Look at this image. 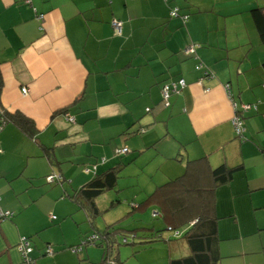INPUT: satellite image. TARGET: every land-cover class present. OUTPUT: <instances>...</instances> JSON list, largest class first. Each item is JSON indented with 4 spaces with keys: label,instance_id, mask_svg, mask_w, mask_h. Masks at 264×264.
<instances>
[{
    "label": "crops",
    "instance_id": "crops-1",
    "mask_svg": "<svg viewBox=\"0 0 264 264\" xmlns=\"http://www.w3.org/2000/svg\"><path fill=\"white\" fill-rule=\"evenodd\" d=\"M174 6L182 16H171ZM254 7L264 0H0V105L37 128L33 137L0 120V209L12 215L0 217V264H24L27 237L35 264H98L93 245L71 248L115 224L101 229L98 218L124 203L118 221L130 220L140 243L152 239L168 226L149 195L202 157L211 168L242 166L215 190L219 264H264V44ZM180 78L187 86L165 102L164 83ZM235 101L253 105L241 110L243 138ZM115 167L117 183L94 199L102 213L91 223L73 195ZM161 237L138 246L134 264L191 253L183 234Z\"/></svg>",
    "mask_w": 264,
    "mask_h": 264
},
{
    "label": "trees",
    "instance_id": "trees-1",
    "mask_svg": "<svg viewBox=\"0 0 264 264\" xmlns=\"http://www.w3.org/2000/svg\"><path fill=\"white\" fill-rule=\"evenodd\" d=\"M176 7L177 6H174V8ZM251 13L261 41L264 44V7H254ZM185 15L189 16V14ZM178 16H182V14L179 13V8ZM2 83L3 80L0 73V92L2 91ZM167 83L170 82H166L164 85ZM238 112H240L239 106ZM0 120L1 124L15 123L30 136L34 137L36 135L37 128L33 119L21 111H9L0 105ZM243 137L244 134L241 138ZM241 168V165L229 166L227 164H221L211 168L207 157L194 159L189 161L182 175L158 186L156 190L149 195L146 202L154 203L161 207V216L164 217L168 226L166 229L172 231L173 234L179 231V235L183 234L191 247V253L189 255L172 258L169 264H219L221 255L219 254L217 245L218 218L215 213V190L218 185L228 182ZM120 169V167L111 168L109 171L97 175L73 195L74 200L80 206L87 207L91 211V214H89L91 223H93V219L96 215L102 213L95 205L94 199L103 192L115 187ZM62 180L55 182L62 183ZM86 201L91 204L89 205ZM10 216H12L11 212L6 216L0 215L1 218ZM156 216L155 214L154 217ZM115 224L111 225L105 231L93 232L99 235V239L95 246L104 248V256L102 261L98 264H116L118 262L122 264V260L119 258L118 254V246L121 243H130L128 240L129 235L123 233L121 236V229H116ZM166 229L157 230V235L152 237V239L143 238L145 240L142 243L147 244L156 242L158 239L162 238L161 232ZM130 233L134 241L138 236L137 230L131 229ZM91 234L83 238L81 246L83 244H88L87 237ZM174 236L176 235L174 234ZM124 238H127L126 242L123 241ZM27 240L31 242V238L27 237ZM45 254L49 255L47 248ZM30 256L31 259L28 261L23 259L24 264H33L35 262V258L31 254Z\"/></svg>",
    "mask_w": 264,
    "mask_h": 264
},
{
    "label": "built area",
    "instance_id": "built-area-1",
    "mask_svg": "<svg viewBox=\"0 0 264 264\" xmlns=\"http://www.w3.org/2000/svg\"><path fill=\"white\" fill-rule=\"evenodd\" d=\"M26 2L30 3L31 0H25ZM178 15V8H173L171 10V16H176ZM40 17L42 18V15H40ZM188 15H183V18L184 20L186 21L188 19ZM115 30L117 31V33H121L122 32V28H123V23L122 21L120 20H113L112 22ZM201 44L200 43H196V44H191V45H188L184 48V53L189 55L191 53H194L196 51V49L198 47H200ZM203 64H199L198 65V68H202ZM205 75L206 76H210L209 72L207 71H204ZM187 86V83L185 81L184 78H181L177 81H173V82H170V83H167L164 85L163 89H162V92H163V99L165 102H169V98L170 96L173 94V93H178L180 92L182 89H184L185 87ZM22 91L24 93H26L28 91V89L25 87L22 89ZM253 105H251L250 103H242L241 107H239V111L241 112L242 111H246V110H249ZM234 107H235V113L233 115V118H232V123H233V126H234V129L238 135V137H242L244 132H245V126H244V121H243V117L241 115L240 112H238V104L234 102ZM69 116V120L74 122L76 119H75V116H72L70 114H67ZM2 125H5V124H2ZM2 127V126H1ZM128 152V148L124 147V148H121L118 150V154H125ZM62 175L61 174H51L47 177V180L50 181V182H55V181H61L62 180ZM10 212L9 211H2L0 209V215H9ZM51 218L52 219H56L57 216L56 215H51ZM176 236H179V231H176L174 233ZM99 239V235L96 234V233H93L91 234L90 236L87 237V242L89 245H95L96 242L98 241ZM124 242L127 241V238H124L123 239ZM82 248L81 245L79 246H74L71 248V250L73 252H78L80 249ZM19 250L21 252V255H22V258L25 259V260H30L31 259V252H32V245H31V242L29 240H27V238H24L20 245H19ZM47 252L52 255L54 253V249L51 245H48L47 247ZM35 264V262L33 263Z\"/></svg>",
    "mask_w": 264,
    "mask_h": 264
},
{
    "label": "rangeland",
    "instance_id": "rangeland-1",
    "mask_svg": "<svg viewBox=\"0 0 264 264\" xmlns=\"http://www.w3.org/2000/svg\"><path fill=\"white\" fill-rule=\"evenodd\" d=\"M117 189L114 190V193H117L116 192ZM122 196H125L127 194V189H124L122 191L119 192ZM111 202V200H110ZM110 202H108V204H110ZM118 205V204H117ZM126 208V210H125ZM128 209V204L124 203V204H121V206H116L114 209L112 210H107L105 211L104 213H102L99 218H98V223L100 224L101 226V229H106L107 225L112 223V222H115L116 224V229H121V232H120V235L122 236L123 233L129 235L128 237V240L130 243H127V244H124V243H121L118 248H119V255L122 259V264L124 262V264H134V263H138V258H135L134 259V252L137 250V247L138 246H141V245H144V243H140V241L138 240V238L134 241H133V237L130 233V228L129 227H126L125 225L130 222V220H127V219H121L120 221H118V219H120V217L124 216L125 212L127 211ZM125 210V211H124ZM130 210V209H129ZM152 210H149V215L151 214ZM120 214V215H119ZM144 217H147V215H145ZM150 221H154V219L149 218ZM145 222H148L146 219H145ZM155 222V221H154ZM97 226H99L98 224H96ZM144 225V224H143ZM112 228V227H111ZM114 230V229H112ZM104 231V230H103ZM119 235V236H120ZM144 241V240H142ZM135 242V243H133ZM156 243L155 242H150V243H147L145 245L149 246V248H151V246L155 245ZM89 244H83L82 247L84 246H88ZM90 246V245H89ZM96 250L100 251L99 253V260H101L104 256V249L103 247H98V246H93ZM138 254H140V251L138 252ZM142 256V255H140ZM134 259V260H133Z\"/></svg>",
    "mask_w": 264,
    "mask_h": 264
}]
</instances>
